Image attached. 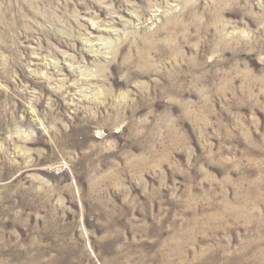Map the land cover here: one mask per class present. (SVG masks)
<instances>
[{
    "label": "rangeland",
    "instance_id": "rangeland-1",
    "mask_svg": "<svg viewBox=\"0 0 264 264\" xmlns=\"http://www.w3.org/2000/svg\"><path fill=\"white\" fill-rule=\"evenodd\" d=\"M0 264H264V0H0Z\"/></svg>",
    "mask_w": 264,
    "mask_h": 264
},
{
    "label": "bare ground",
    "instance_id": "bare-ground-1",
    "mask_svg": "<svg viewBox=\"0 0 264 264\" xmlns=\"http://www.w3.org/2000/svg\"><path fill=\"white\" fill-rule=\"evenodd\" d=\"M141 45H142V46H147V43H146V42H143V43H141ZM155 45H156V44H155ZM148 46H149V45H148ZM153 46H154V45H153ZM150 47H151V46H150ZM152 49H153V48H152ZM147 50H148V48H147ZM147 50H145V51H147ZM149 53H150V51H149ZM161 54H162V53H161ZM161 54H160V55H161ZM147 73H149V72H147Z\"/></svg>",
    "mask_w": 264,
    "mask_h": 264
}]
</instances>
